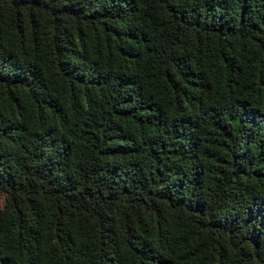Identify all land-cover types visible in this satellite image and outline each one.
<instances>
[{
	"label": "trees",
	"instance_id": "1",
	"mask_svg": "<svg viewBox=\"0 0 264 264\" xmlns=\"http://www.w3.org/2000/svg\"><path fill=\"white\" fill-rule=\"evenodd\" d=\"M0 193V264H264V0H0Z\"/></svg>",
	"mask_w": 264,
	"mask_h": 264
},
{
	"label": "rangeland",
	"instance_id": "2",
	"mask_svg": "<svg viewBox=\"0 0 264 264\" xmlns=\"http://www.w3.org/2000/svg\"><path fill=\"white\" fill-rule=\"evenodd\" d=\"M106 191V185L102 182L95 183L92 180H88V178L83 182L82 186L78 191L79 196H101ZM5 203V196L0 193V209L3 208Z\"/></svg>",
	"mask_w": 264,
	"mask_h": 264
}]
</instances>
